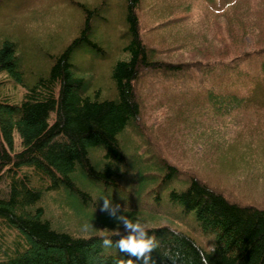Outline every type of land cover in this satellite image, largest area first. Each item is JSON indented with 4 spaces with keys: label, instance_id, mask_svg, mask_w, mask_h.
<instances>
[{
    "label": "trees",
    "instance_id": "16d2710c",
    "mask_svg": "<svg viewBox=\"0 0 264 264\" xmlns=\"http://www.w3.org/2000/svg\"><path fill=\"white\" fill-rule=\"evenodd\" d=\"M126 1L130 43L126 59L111 70L115 94L109 98L87 93L86 76L72 61L82 43L97 47L87 38L92 12L86 11L82 37L53 59L46 75L32 72V83L26 82L31 69L21 61L17 43H0V78L9 79L0 80V180L8 185L0 198V264H114L115 258L141 264L115 247H101L103 236L127 235L101 210L103 197L120 206L118 215L130 210V219L146 224L147 236L158 242L150 253L155 264H172L165 252L176 264H264V203L238 199L171 163L154 124L146 122L147 99L161 86L173 99L166 111L203 147H214L204 135L241 126L232 141L217 148L263 185L264 7H242L240 0H148L147 10L166 15L155 28L181 35L170 51L198 46L194 33L184 36L183 24L215 21L230 8L246 36L258 42L229 62L173 64L156 61L163 52L143 39V0ZM252 62L258 74L246 79L241 67ZM193 71L200 74L196 84ZM8 83L24 91L20 100L5 94ZM15 133L23 147L18 152ZM153 201L159 210L149 217ZM77 223L81 226L74 227Z\"/></svg>",
    "mask_w": 264,
    "mask_h": 264
},
{
    "label": "rangeland",
    "instance_id": "374dc122",
    "mask_svg": "<svg viewBox=\"0 0 264 264\" xmlns=\"http://www.w3.org/2000/svg\"><path fill=\"white\" fill-rule=\"evenodd\" d=\"M240 2L242 7L249 6V3L264 7V0ZM148 3V0H143L139 18L144 41L163 52L155 57L156 61L173 64L209 60L229 62L243 51L258 48V42L247 37L243 25L232 17L233 10L230 8L228 14L216 16L215 21L196 24L192 20L183 24L184 36L194 33L199 37L198 46L170 51L182 41L181 35L176 30L165 35L161 29L155 28L165 21L166 15L161 10L155 14L147 10L151 6ZM86 11L94 14L89 18L91 29L87 38L97 47L95 49L88 43L79 45L73 52V64L80 70V76H86L87 93L99 91L103 98L113 96L112 92L115 94L114 86H111V70L118 61L126 59L125 49L130 43L126 0H5V8H0V43L4 39L17 43L21 61L31 69L26 82L35 80L30 77L32 72L38 73L36 77L46 75L53 59L82 37L88 19ZM198 12L195 11L197 15ZM169 13L173 15L174 12L170 10ZM159 30L161 32L155 33ZM241 70L249 75L245 76L246 79H250L258 74L259 68L256 62H252L243 65ZM192 75V83H198L200 74L193 71ZM2 79L6 83L8 78L2 76ZM239 88L242 91L246 89L242 85ZM4 92L12 94L15 101L20 100L24 93L19 85L12 83L5 85ZM167 92L168 87L159 86L146 102L147 125L152 127L154 124L155 134L167 159L182 169L196 171L211 184L229 190L238 199L264 203V184L249 178L234 160L227 159L217 148L226 141H232L236 128L241 126L229 125L216 134L204 135L214 147H203L191 129L186 128L187 125L166 111L165 106L173 100L168 98ZM19 141L15 133L14 152L23 149ZM7 193L6 180H0V198H5ZM70 199L75 203L72 196ZM64 201L67 202L66 199ZM157 210L159 208L153 201L148 204L146 213L152 217ZM125 212L129 217L133 215L130 210ZM74 225L81 226L78 223Z\"/></svg>",
    "mask_w": 264,
    "mask_h": 264
},
{
    "label": "clouds",
    "instance_id": "9594fccd",
    "mask_svg": "<svg viewBox=\"0 0 264 264\" xmlns=\"http://www.w3.org/2000/svg\"><path fill=\"white\" fill-rule=\"evenodd\" d=\"M101 196L103 197V195ZM101 210L106 211L111 219L122 225L124 232L127 233V235L115 240L103 236L100 240L101 247H115L120 252L134 256L141 264H155L150 258V253L154 248H158V242L154 237L147 236L146 224L139 220L130 219L129 216L123 213L118 215L120 206L113 205L108 197H103ZM162 255L168 257L172 264H176V261L167 252ZM114 264H122V260L115 258ZM128 264H133V261L129 259Z\"/></svg>",
    "mask_w": 264,
    "mask_h": 264
}]
</instances>
